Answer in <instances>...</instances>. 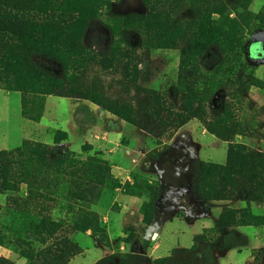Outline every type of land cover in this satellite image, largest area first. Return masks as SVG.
Returning a JSON list of instances; mask_svg holds the SVG:
<instances>
[{
    "label": "rangeland",
    "instance_id": "obj_1",
    "mask_svg": "<svg viewBox=\"0 0 264 264\" xmlns=\"http://www.w3.org/2000/svg\"><path fill=\"white\" fill-rule=\"evenodd\" d=\"M4 1L0 258L44 264L65 240L81 252L68 264H216L206 234L181 244L185 209L173 210L169 239L151 225L169 192L175 204L196 192L200 163L226 160H197L210 147L198 132L174 140L192 121L210 134L184 119L206 112L222 136L264 155V0ZM20 1L62 21L25 25ZM21 87L34 92L25 108ZM249 170L226 189L248 196L242 220L264 224L251 208L264 205V170L259 187Z\"/></svg>",
    "mask_w": 264,
    "mask_h": 264
},
{
    "label": "crops",
    "instance_id": "obj_2",
    "mask_svg": "<svg viewBox=\"0 0 264 264\" xmlns=\"http://www.w3.org/2000/svg\"><path fill=\"white\" fill-rule=\"evenodd\" d=\"M198 126L199 124L196 123L195 125L193 121L188 123L179 130L174 140L183 133L192 138V136L194 137L193 134L198 132L197 137L203 138V142L210 144V147L205 151L202 147L203 144H201V147L197 148L196 151L197 160L204 162L212 160L215 163L219 162V159L225 160L226 156L225 163L224 161L220 162L224 163L220 165H225L228 146L205 131L202 132L203 128L200 130ZM192 128L196 129V132L193 133ZM3 131L5 132V129ZM0 144L5 145L6 142L3 140ZM218 149H222L221 153H216ZM224 152L226 154L222 157ZM173 197L171 192L163 197L159 219L151 225L159 230L160 237L169 239L170 234H172L174 223L171 216L174 215L172 212L178 205L180 210L185 209L184 214L186 216L185 219L181 220L179 226L180 233L183 236L180 239L181 241L183 239L181 244H189L193 242L195 236L199 237L206 234L207 237H210L209 242L214 243L213 245L221 250L220 254L215 253V256H213L216 264H254L252 261L254 259L253 253L264 250V224H249L242 220L240 215L241 210L246 207L245 200L248 196L242 195L235 200L228 201H204L196 192L184 191L176 199V204L171 201ZM251 208L253 213L264 218V205L251 206ZM225 213H228V215L225 216V221H223ZM212 230H216V233H211ZM202 244L206 245V242L202 241ZM260 259L259 264H264V254Z\"/></svg>",
    "mask_w": 264,
    "mask_h": 264
},
{
    "label": "trees",
    "instance_id": "obj_3",
    "mask_svg": "<svg viewBox=\"0 0 264 264\" xmlns=\"http://www.w3.org/2000/svg\"><path fill=\"white\" fill-rule=\"evenodd\" d=\"M5 1L0 0V48L2 46V42L4 44V38L1 36V34H10L11 29L7 30L4 28L7 25L6 19L8 17H11V10L5 7ZM20 6L16 9V13H20L21 19L20 22L27 25H32L33 27H38L41 25V21L47 19H50L52 22H58L62 21V19H59L58 17H55V8H52L49 12H40L35 10H30L31 14H27L26 11H28L20 1ZM34 6V5H33ZM71 13H76L73 10H68ZM22 17H24L22 19ZM73 19V17H72ZM44 22V21H43ZM71 21L68 23H63V26H67L69 28ZM60 24V23H59ZM4 26V27H3ZM24 44L25 40H22ZM9 47V45H8ZM22 58L19 60L22 63H31V58L33 55L26 51L22 53ZM18 91H20L23 94V108L26 107L28 101L27 98L28 94H33L34 92L30 91L27 87H21ZM180 100V99H179ZM200 110V107L197 109ZM199 111H197L198 113ZM206 112L203 114L194 116L192 118L188 117L184 119L181 123V126L187 124L191 119L198 118L204 125L205 129L212 135H214L216 138L220 139L221 141L228 142L229 147L227 151V162L225 165H214L211 163H200V168L198 167V173H197V184L195 185V190L198 196L201 198V200L204 201H228L232 200V196H230L229 191H227V187L231 185L234 181V177L236 175L237 171H242L246 168H249L250 175L249 180L250 184L259 187L261 182L263 181L262 178V171L264 170V155L255 153L249 149H247L244 145L240 144H234L232 141V138H228L225 136H222L219 132H217L216 128L214 127V121L212 119L204 118ZM120 117V116H119ZM127 120V119H125ZM131 123L130 121H127ZM217 123V122H216ZM180 126V127H181ZM179 127V128H180ZM62 140H56L55 144H59ZM46 154H49V150L45 151ZM200 170V171H199ZM203 171L206 172V178H208V181H203L202 173ZM261 172V173H260ZM236 199V198H235ZM233 199V200H235ZM260 201H263L260 199ZM58 241V240H57ZM52 251H47V254L50 256L51 259H54L50 262H45L44 264H68L69 261L80 254L79 248L68 242L65 241L62 244H57L58 250H56L55 245L52 247ZM48 250V249H47ZM45 253V250L42 251ZM0 264H10L9 261H7L5 258H0Z\"/></svg>",
    "mask_w": 264,
    "mask_h": 264
},
{
    "label": "water",
    "instance_id": "obj_4",
    "mask_svg": "<svg viewBox=\"0 0 264 264\" xmlns=\"http://www.w3.org/2000/svg\"><path fill=\"white\" fill-rule=\"evenodd\" d=\"M259 42V41H261V40H259V39H256V40H254L253 42ZM248 54H249V56L251 55V52H250V50L248 51Z\"/></svg>",
    "mask_w": 264,
    "mask_h": 264
}]
</instances>
